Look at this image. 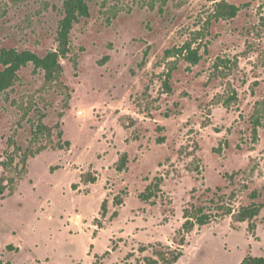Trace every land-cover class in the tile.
Masks as SVG:
<instances>
[{
	"label": "rangeland",
	"instance_id": "1",
	"mask_svg": "<svg viewBox=\"0 0 264 264\" xmlns=\"http://www.w3.org/2000/svg\"><path fill=\"white\" fill-rule=\"evenodd\" d=\"M63 1L0 0V51H55ZM88 3L59 78L28 65L0 96V264L264 257V209H219L264 204V0ZM192 204L213 220L185 233Z\"/></svg>",
	"mask_w": 264,
	"mask_h": 264
},
{
	"label": "trees",
	"instance_id": "2",
	"mask_svg": "<svg viewBox=\"0 0 264 264\" xmlns=\"http://www.w3.org/2000/svg\"><path fill=\"white\" fill-rule=\"evenodd\" d=\"M89 0H64L63 1V18L59 22L57 32V49L55 51L48 52L45 56L41 57L31 51L23 50L19 51L14 48L2 49L0 51V96L6 93L18 80V74L20 70L28 65H33L38 71L44 73L47 81H54L59 78L62 73L61 60L66 59L70 53L71 44V32L80 19L90 17ZM237 7L229 5L227 3H220L218 5L217 13L222 18H234L237 14ZM188 56L194 60V63L199 61V56L196 52H191ZM41 129H46L45 126L38 127V132ZM67 145H69L67 143ZM127 159L123 156L122 161L119 164V170L125 167ZM6 166V163L4 162ZM94 180V179H93ZM5 191V186L0 187V195ZM146 194H142L141 198L148 200L154 196L151 187L147 188ZM259 194L253 192L250 196L251 203L241 206L237 212L232 210L222 209L223 215H230L237 223H245L256 219L264 209V204L256 202ZM106 213V202L102 204V214ZM211 210H207L206 207L191 206L183 210L184 224L182 231L190 233L195 228H203L211 223L213 220ZM181 247L185 244L184 238L180 241ZM184 256L182 249H168V250H154L153 257L145 258V264H177ZM241 264H264V257L258 256H246Z\"/></svg>",
	"mask_w": 264,
	"mask_h": 264
}]
</instances>
